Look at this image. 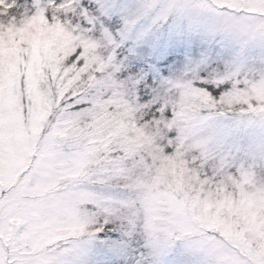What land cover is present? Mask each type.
<instances>
[{
  "label": "snow or ice",
  "instance_id": "obj_1",
  "mask_svg": "<svg viewBox=\"0 0 264 264\" xmlns=\"http://www.w3.org/2000/svg\"><path fill=\"white\" fill-rule=\"evenodd\" d=\"M0 264H264V0H0Z\"/></svg>",
  "mask_w": 264,
  "mask_h": 264
}]
</instances>
